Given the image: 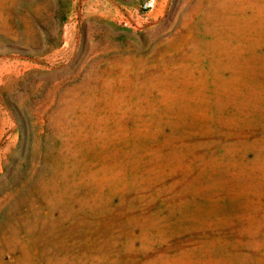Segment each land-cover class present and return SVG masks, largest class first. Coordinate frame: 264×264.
Masks as SVG:
<instances>
[{
    "label": "rangeland",
    "instance_id": "obj_1",
    "mask_svg": "<svg viewBox=\"0 0 264 264\" xmlns=\"http://www.w3.org/2000/svg\"><path fill=\"white\" fill-rule=\"evenodd\" d=\"M0 0V264H264V0Z\"/></svg>",
    "mask_w": 264,
    "mask_h": 264
},
{
    "label": "built area",
    "instance_id": "obj_2",
    "mask_svg": "<svg viewBox=\"0 0 264 264\" xmlns=\"http://www.w3.org/2000/svg\"><path fill=\"white\" fill-rule=\"evenodd\" d=\"M153 9H154V0L147 1L142 5V10L144 12L152 11Z\"/></svg>",
    "mask_w": 264,
    "mask_h": 264
}]
</instances>
